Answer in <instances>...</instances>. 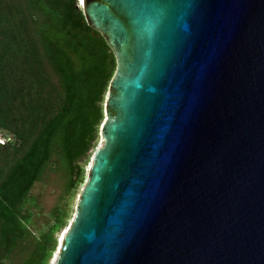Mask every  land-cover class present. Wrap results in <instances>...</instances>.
I'll list each match as a JSON object with an SVG mask.
<instances>
[{"label": "water", "instance_id": "1", "mask_svg": "<svg viewBox=\"0 0 264 264\" xmlns=\"http://www.w3.org/2000/svg\"><path fill=\"white\" fill-rule=\"evenodd\" d=\"M79 2L117 66L52 264H264V0Z\"/></svg>", "mask_w": 264, "mask_h": 264}, {"label": "trees", "instance_id": "2", "mask_svg": "<svg viewBox=\"0 0 264 264\" xmlns=\"http://www.w3.org/2000/svg\"><path fill=\"white\" fill-rule=\"evenodd\" d=\"M79 1L0 0V264H50L99 140L117 62Z\"/></svg>", "mask_w": 264, "mask_h": 264}, {"label": "rangeland", "instance_id": "3", "mask_svg": "<svg viewBox=\"0 0 264 264\" xmlns=\"http://www.w3.org/2000/svg\"><path fill=\"white\" fill-rule=\"evenodd\" d=\"M102 143H103V139H102V137H101V135H100V136H99L98 143H97V146H96V148L92 151V153H91L92 155L90 156L89 162H88V163L86 164V166H85V167H86V179H87V175H88V170H89V168H90V166H91V164H92L93 155H94V153H95V150H96L98 147H100V146L102 145ZM93 152H94V153H93ZM86 179H85V181H86ZM84 184H85V182H84L83 184H81V185L79 186L78 190H77V194H76V196H75V198H74V200H73V204L71 205V207H72L71 217H70V219L68 220V224H67V226L64 227V228H62L59 232L56 233V236H57V238H58V243H59V240L63 237L65 231L67 230L68 226L70 225V223H71V221H72V219H73V217H74V215H75V210H76V205H77L78 197H79L80 192L82 191V189H83V187H84ZM55 190H56V191H55ZM58 192H59V191H58V188H55L54 191H53L51 194H49V197H48V199H47L48 206L51 205V204L56 200ZM53 260H54V259H52V260L50 261V264L53 263Z\"/></svg>", "mask_w": 264, "mask_h": 264}, {"label": "bare ground", "instance_id": "4", "mask_svg": "<svg viewBox=\"0 0 264 264\" xmlns=\"http://www.w3.org/2000/svg\"><path fill=\"white\" fill-rule=\"evenodd\" d=\"M55 255H56V253H55ZM53 259H55V257H54ZM53 261H54V260H53Z\"/></svg>", "mask_w": 264, "mask_h": 264}]
</instances>
